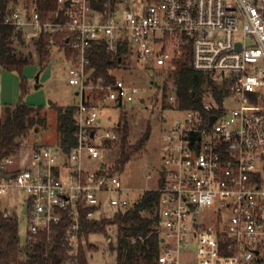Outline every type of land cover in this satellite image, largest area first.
<instances>
[{
	"label": "built area",
	"instance_id": "1",
	"mask_svg": "<svg viewBox=\"0 0 264 264\" xmlns=\"http://www.w3.org/2000/svg\"><path fill=\"white\" fill-rule=\"evenodd\" d=\"M0 24L25 41L49 36L53 48L73 50L68 80L79 97L69 150L22 144L0 162V196L27 194L24 244L59 234L66 263L79 264L98 234L86 233L87 222L157 191L160 244L150 264H264V0H10ZM96 43L113 55L125 47L121 60L160 67L169 78L177 117L163 138L156 187L124 185L105 155L121 137V116L106 128L101 111L135 101L142 88L113 71L111 80L94 77ZM188 51L211 83L198 105L180 107L172 76ZM86 155L101 160L94 170ZM191 253L195 260L183 258Z\"/></svg>",
	"mask_w": 264,
	"mask_h": 264
},
{
	"label": "trees",
	"instance_id": "2",
	"mask_svg": "<svg viewBox=\"0 0 264 264\" xmlns=\"http://www.w3.org/2000/svg\"><path fill=\"white\" fill-rule=\"evenodd\" d=\"M10 0H0V18L5 14ZM53 7V4H49ZM15 41L22 44L25 40L19 32L7 25L0 24V66L9 71L19 72L21 75L25 67L32 63V58L25 56L15 46ZM39 55L41 70L50 63L53 56L51 38L43 36L35 43ZM127 51L121 48L117 55L107 52L105 45L96 43L90 54L89 70L94 77L104 76L112 79L113 69L122 67L127 69L125 60L121 57ZM73 50H66V57L70 60ZM121 60V61H120ZM191 52H185L177 60V68L173 73L174 83L180 107L198 105L200 93L204 85L210 84L204 73L198 72L191 66ZM153 81V84L155 81ZM158 86V85H157ZM164 91L166 87L163 85ZM21 98L15 105H4L0 110V162L9 155L15 154L23 141L32 132H38L48 126V116L40 106H33L24 100L27 93V83L22 79ZM163 92V97H167ZM166 107V106H165ZM57 112V130L61 143L69 150L76 142L77 126L75 122V105L62 107L53 106ZM121 137L115 143L118 154L115 167L123 169L131 160L134 153L141 150L149 139L150 128L135 144L128 141L130 125L128 120L121 118ZM20 140L18 142L17 140ZM159 193L146 191L140 199L128 209L119 212L111 219L89 221L85 224L86 233L107 234L109 226L117 229V264H150L159 251V234L157 232V206ZM136 238V241L133 239ZM143 238V239H142ZM89 247L93 248L92 244ZM67 252L62 246L60 235L55 236L53 243L45 239L35 244H23L19 237L17 219L0 207V264H67ZM79 264H89L85 251L81 252Z\"/></svg>",
	"mask_w": 264,
	"mask_h": 264
},
{
	"label": "rangeland",
	"instance_id": "3",
	"mask_svg": "<svg viewBox=\"0 0 264 264\" xmlns=\"http://www.w3.org/2000/svg\"><path fill=\"white\" fill-rule=\"evenodd\" d=\"M15 46L25 56L32 58V63L27 65L21 75L16 71H9L0 66V110L6 104L15 105L19 102L22 92V79L27 83V93L24 100L33 106H40L48 116V126L38 132H32L23 141L26 145L46 146L58 145L60 137L57 130V112L53 106L67 107L75 105L79 100L77 87L71 85L68 80L72 62L66 57L65 51L53 48V56L50 63L41 70L39 55L34 42L25 41L24 44L15 41ZM127 70L123 67L113 69L116 75L135 77L142 88L141 95L133 102L124 103L119 107H106L101 111L103 127H112L119 122L120 116L126 118L130 125L129 143L135 144L150 128L149 139L141 150L131 157L129 163L121 169V178L124 185L137 188L156 187L163 163L162 143L171 121L176 118V113L170 109L171 104L167 97H163L169 91V78L161 76L160 67L153 66L150 70L136 60L126 62ZM39 75V80H37ZM150 75V76H149ZM151 79L155 83H151ZM38 85V87H36ZM158 85V86H157ZM166 87L164 88L162 86ZM164 94V95H165ZM142 98L145 99L142 102ZM166 106V107H165ZM168 119V122L166 121ZM118 154L117 146L106 152V156L116 162ZM101 160L89 159L85 156V166L94 170ZM148 175H151L149 178ZM26 193L17 192L16 196H0V207L13 215L19 225V237L24 244L27 239V214L23 212V201ZM113 208H108L105 215L112 216ZM90 242L94 246L89 247L87 259L89 264H117V229L109 226L107 234H93ZM184 259L195 260V254H184Z\"/></svg>",
	"mask_w": 264,
	"mask_h": 264
},
{
	"label": "water",
	"instance_id": "4",
	"mask_svg": "<svg viewBox=\"0 0 264 264\" xmlns=\"http://www.w3.org/2000/svg\"><path fill=\"white\" fill-rule=\"evenodd\" d=\"M121 61V60H120ZM37 80H39V75H37ZM36 87H38V85L36 86ZM145 100L144 99H142V102H144ZM213 119H215L214 117H213ZM18 142H20V140L18 139L17 140ZM24 212L26 211V207L24 208V210H23Z\"/></svg>",
	"mask_w": 264,
	"mask_h": 264
}]
</instances>
